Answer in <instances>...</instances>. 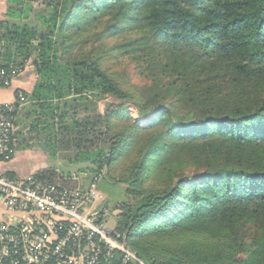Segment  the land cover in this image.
<instances>
[{
  "label": "trees",
  "instance_id": "obj_1",
  "mask_svg": "<svg viewBox=\"0 0 264 264\" xmlns=\"http://www.w3.org/2000/svg\"><path fill=\"white\" fill-rule=\"evenodd\" d=\"M2 41L0 69L28 62L35 76L15 90L34 108L16 150L88 162L96 176L132 154L114 232L145 264H264V0H6ZM110 51L144 82L121 87L102 66ZM17 164L0 174L78 184L63 166L33 171L26 152Z\"/></svg>",
  "mask_w": 264,
  "mask_h": 264
},
{
  "label": "built area",
  "instance_id": "obj_2",
  "mask_svg": "<svg viewBox=\"0 0 264 264\" xmlns=\"http://www.w3.org/2000/svg\"><path fill=\"white\" fill-rule=\"evenodd\" d=\"M18 70L0 69V86ZM24 100L19 93L0 104V162L17 153L13 112ZM96 187L95 180L70 187L0 174V264H101L114 250L120 264H145L106 226L105 210L91 206Z\"/></svg>",
  "mask_w": 264,
  "mask_h": 264
},
{
  "label": "rangeland",
  "instance_id": "obj_3",
  "mask_svg": "<svg viewBox=\"0 0 264 264\" xmlns=\"http://www.w3.org/2000/svg\"><path fill=\"white\" fill-rule=\"evenodd\" d=\"M97 32L98 31H95L94 33ZM91 38L95 39L97 37L96 35H94L91 36ZM94 39H92L91 41H94ZM118 40L119 39L116 37L109 36L101 38L100 42L103 45L105 44V47H112L115 43H117ZM2 43H0V55L6 52V42L2 41ZM25 64L26 65L24 66L23 71H32V66L28 62ZM102 66L114 79H116L119 85L123 88H128L132 85H141L145 80L143 76L139 77L134 73L133 64L129 62L128 58L118 53L117 51H110L106 53L102 60ZM21 71L22 70H18V72L16 73L17 76L11 78L10 83L3 87H10L11 84L18 79V74ZM151 72V70L146 68L143 74L148 75ZM92 98H95V95L89 94V99ZM28 101L29 99H25L18 107L16 114L14 115V124L16 130H27L28 124L32 119V111V114L26 115L27 111L34 109L33 107L30 109ZM106 101L115 102L109 96H106L104 99L98 100L97 104L100 110L104 109V102ZM125 108L134 120L137 121L140 119V124L142 126L145 125L144 119L139 117L131 101L125 103ZM35 110L38 113L41 112V110L37 108ZM44 113H48V111L46 110L44 111ZM25 152L28 157H30V162L34 165V168L37 167L40 169L49 166H63L66 171L70 172L71 176L75 178L79 184H87L91 180L96 179L95 181L97 186L96 190L98 193V199L91 206L96 210H105L106 226L111 229L115 227L118 219V214L122 211L121 203H123L124 200L128 199L125 186L123 183L118 182V177L124 166L131 160V153L127 155L125 154L124 156L121 155L120 157L116 158V160L111 163L110 167L103 168L100 174L96 176L93 175V172H91L89 169H86V167L90 165L88 162H69L64 159H51L37 147L25 149ZM14 159L18 164L19 162L23 161V154L21 150H17ZM36 170L37 169L35 168L33 171Z\"/></svg>",
  "mask_w": 264,
  "mask_h": 264
},
{
  "label": "crops",
  "instance_id": "obj_4",
  "mask_svg": "<svg viewBox=\"0 0 264 264\" xmlns=\"http://www.w3.org/2000/svg\"><path fill=\"white\" fill-rule=\"evenodd\" d=\"M5 3L6 0H0V16L3 13ZM20 76H18V79L15 82H13L10 87H0V104L12 102L15 99L16 89L25 92H29L32 89L35 80V76L33 75V73L31 71L25 70V72H23ZM24 153L25 150H22V154ZM18 171H19V175L17 176L24 177L28 174V173L25 174V172H23V170L21 169H18Z\"/></svg>",
  "mask_w": 264,
  "mask_h": 264
}]
</instances>
